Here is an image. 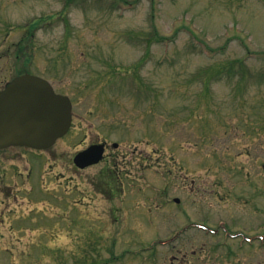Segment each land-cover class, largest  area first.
Here are the masks:
<instances>
[{
  "label": "rangeland",
  "instance_id": "obj_1",
  "mask_svg": "<svg viewBox=\"0 0 264 264\" xmlns=\"http://www.w3.org/2000/svg\"><path fill=\"white\" fill-rule=\"evenodd\" d=\"M9 45L72 98L75 126L40 153L32 202L1 156L0 264H264V0H0ZM102 140L108 159L77 169ZM219 222L253 241L158 244Z\"/></svg>",
  "mask_w": 264,
  "mask_h": 264
},
{
  "label": "water",
  "instance_id": "obj_2",
  "mask_svg": "<svg viewBox=\"0 0 264 264\" xmlns=\"http://www.w3.org/2000/svg\"><path fill=\"white\" fill-rule=\"evenodd\" d=\"M71 122L69 99L57 95L41 78L19 77L0 93V148H47L68 132ZM103 153V145L93 146L78 153L75 163L85 168L99 163Z\"/></svg>",
  "mask_w": 264,
  "mask_h": 264
},
{
  "label": "flooded vegetation",
  "instance_id": "obj_3",
  "mask_svg": "<svg viewBox=\"0 0 264 264\" xmlns=\"http://www.w3.org/2000/svg\"><path fill=\"white\" fill-rule=\"evenodd\" d=\"M17 45H9L5 51H0V92H2L3 90H5L8 85L18 76L23 75L25 73H30V74H34L36 75L35 71H33V59L32 61L29 60L28 56H25L23 54V47H16ZM25 58V59H24ZM35 65H36V61H35ZM52 86L54 87L55 91L57 93L61 94V90L58 87V85H56V83L53 80H50ZM64 94V93H62ZM100 142H104L106 145V151L105 153L108 154V150H109V142L108 141H100ZM98 143V142H96ZM95 144V142H91L88 144L89 145H93ZM51 149V148H50ZM27 152V156L28 159L30 161L31 164H34L32 166V168H28L26 169L24 172H20V164L22 162V158H23V153ZM44 152V151H43ZM42 152V153H43ZM5 154H9L8 156H6V160L11 162V165L14 166V169H16V174L17 176H20V181L21 183H19V191H16V193H25L26 195H30L34 192V189L31 191V193L28 190V185L30 184L33 188L34 186L31 184L32 182V177H33V170L35 169V165L38 163V168L40 166V154H39V150H35L29 147H25V146H11L5 149H1L0 150V160H1V156L5 155ZM4 157V156H3ZM108 158V157H107ZM105 157V159H107ZM5 168H7L5 166ZM4 169H2V166L0 167V177H3L2 179H5L4 177L7 176L8 177V170H6L5 172L1 173V171H3ZM108 173H106V171H102V177H107ZM9 176H11V174H9ZM25 176V177H23ZM120 180V177L118 176V173L116 172H112L111 173V184L110 187L113 188L114 184L116 182H118ZM2 180H0L1 182ZM8 186V185H6ZM114 190V189H113ZM112 194L110 193H105L103 192L102 194H105L107 196V198H111L113 199L114 197H116V193L114 191H111ZM117 223V222H114ZM155 257V256H154Z\"/></svg>",
  "mask_w": 264,
  "mask_h": 264
},
{
  "label": "trees",
  "instance_id": "obj_4",
  "mask_svg": "<svg viewBox=\"0 0 264 264\" xmlns=\"http://www.w3.org/2000/svg\"><path fill=\"white\" fill-rule=\"evenodd\" d=\"M244 61H245V59H243V79H244V76H245V74H246V71H244ZM239 62H240V61H239ZM240 63H241V62H240ZM229 72L233 73V70L230 69ZM220 73H221V71H218L216 74L213 75V71H212V69H209V70L207 71L206 74H207V76H209L210 78H213V77H217L218 75L220 76Z\"/></svg>",
  "mask_w": 264,
  "mask_h": 264
}]
</instances>
